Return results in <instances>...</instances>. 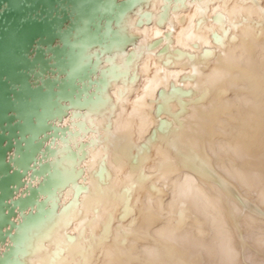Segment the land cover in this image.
<instances>
[{
  "label": "bare ground",
  "instance_id": "6f19581e",
  "mask_svg": "<svg viewBox=\"0 0 264 264\" xmlns=\"http://www.w3.org/2000/svg\"><path fill=\"white\" fill-rule=\"evenodd\" d=\"M182 2L147 0L123 21L139 38L129 62L119 50L98 64L108 81L90 112L99 141L82 163L69 154L90 132L56 142L65 190L23 264H264V0ZM146 9L152 27L140 29ZM170 30L171 42L147 48Z\"/></svg>",
  "mask_w": 264,
  "mask_h": 264
},
{
  "label": "water",
  "instance_id": "95a60500",
  "mask_svg": "<svg viewBox=\"0 0 264 264\" xmlns=\"http://www.w3.org/2000/svg\"><path fill=\"white\" fill-rule=\"evenodd\" d=\"M166 1H172L173 10L178 3L188 6L182 0ZM195 1L200 0H188ZM143 5L147 0H0V264H23L30 234L45 225L53 210L49 201L65 190L67 179L53 161L61 149L56 142L65 143L80 131L92 134L70 151L76 163L98 143L90 112L96 110L108 82L98 64L113 59L119 50L128 62L132 59L139 36L123 32L122 23ZM166 13L164 9L155 21L161 29ZM151 15L152 10H144L136 26L152 27ZM222 18L217 12L211 20ZM171 34L164 31L147 48L156 49L163 39L171 42ZM218 36L213 33L212 39ZM167 49L163 45L154 54L163 55ZM206 52L211 49L202 50ZM174 53L190 60L195 56L178 48ZM189 77L183 75L181 81ZM171 84L169 92L181 88ZM159 109L157 104L156 112ZM86 119L91 126H86ZM65 120L69 123L64 125ZM77 171L85 180L84 167ZM86 188L79 182L73 197Z\"/></svg>",
  "mask_w": 264,
  "mask_h": 264
}]
</instances>
